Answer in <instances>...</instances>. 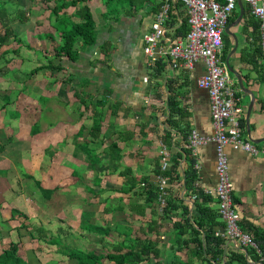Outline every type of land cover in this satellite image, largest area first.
Segmentation results:
<instances>
[{
	"label": "crops",
	"instance_id": "0c3cea01",
	"mask_svg": "<svg viewBox=\"0 0 264 264\" xmlns=\"http://www.w3.org/2000/svg\"><path fill=\"white\" fill-rule=\"evenodd\" d=\"M71 1L65 0L67 4ZM214 1L223 3L224 0ZM16 3L25 11L27 22L15 19L12 28L23 42L31 47V50L26 47L22 49V56L29 57L30 62L24 64L22 59H26L18 58L14 67L19 75H15V79L16 76L23 77V72L31 71L40 60L39 52L36 50L52 48V40L48 38V35H52L57 43L61 42L60 33L55 28L58 18L52 14L56 0H51L48 3L44 0H16ZM59 4H63V1H60ZM84 4L90 8L96 24L98 47L109 45V55L99 54L97 48L93 54L84 53L76 63L65 60L66 71L56 76L50 72L45 75L38 74L26 84L23 77L24 79L20 80L22 87L18 90L23 91L26 87L29 93L22 97L17 93L16 97L12 98L16 101V105L20 103L19 106L24 104L26 107L28 106L29 110L34 109L29 111L24 107L22 111H19L21 118L18 117L15 120L27 121L29 130L21 128L15 138H23L26 134L32 136V125L42 121L40 120L42 107L39 106V102L41 103L42 99L46 100L42 113L46 115L47 120L44 121L42 131L34 137L50 138L47 144L48 148L51 150L59 148V153L63 158L65 155H69L72 160H76L75 163L69 162L67 165L74 167V171L81 175V179L75 178L73 177L74 171H72L71 179L70 177L62 179L59 188H46L54 190V193L51 199L46 201L45 207L52 210L51 213L56 217L61 216V219L66 220L68 225L77 222L80 227L79 232L82 236L85 235V240L90 238L99 246L101 245L97 237L100 236L95 233L89 234L82 229L86 222L82 218L84 212L88 213L84 214V217L89 215L98 226L112 230L114 236H116L114 231L118 223L136 233L137 229L140 226L144 227L145 224L141 222L134 228L131 227L134 213L131 210L130 202L133 199L129 195L118 193L126 178L111 172L115 167L120 166L119 169L131 170L136 178L152 179L157 170L168 171L173 159L182 153L181 149L185 146L183 132L188 130L196 131L201 138L207 141L198 146L193 153L198 172L196 189L197 195L200 197L205 196L213 199L206 205L217 211V144L213 139L215 130L211 119L209 93L198 86V81L206 73V67L200 61L195 64L193 71H187L182 62L176 63L168 53L174 43L186 38H166L170 33L168 26L174 24L175 28L181 29L182 18L187 17L188 20L185 8L181 4L178 9H175V3L167 4L166 0H132V3L130 0H85ZM166 5L169 7L163 23L165 35L158 42L152 56L146 52L148 45L145 36L151 34L153 25L164 12ZM242 7L243 10L238 4L225 28L221 61L224 58L222 62L226 69L227 61H229L231 68L240 75L244 87L247 89L243 91L236 75L227 69L234 87L238 91L240 105L244 109L242 118L245 120L246 133L243 138L251 142L247 132V112L251 106L252 111L249 119L251 137L254 140L264 139V54L261 47L260 22L251 14L249 6L244 1H242ZM75 11V7L64 10L61 19H67L66 25L78 20L74 16ZM171 34L175 35L173 32ZM259 48H261L262 56L257 54ZM160 60L166 66L159 74L156 63ZM55 62L59 63L57 60ZM4 75L6 74L0 73L2 79H4ZM71 76L74 79L69 83ZM172 80L171 88L175 90L176 101L182 107L181 116H183L177 115L175 118L179 126L177 129H170L164 124V120L170 116L168 104L171 96L169 86ZM79 81L86 82L89 87L87 90L92 94L94 102L103 95L107 97V112L104 117L105 123L100 136L101 140L93 147L100 161L96 165L97 170L93 172L88 170L87 163L82 159L78 160L73 157V139L75 136L79 137V141L87 138L93 126V120L90 118L85 117L81 121L77 119L80 104L73 94ZM41 89L43 92L38 91ZM0 96L2 95L0 94ZM22 113L32 117L34 122L23 119ZM168 132L173 134L172 145L169 147L164 145L162 140V137ZM131 135L134 137L133 140H121V138L131 137ZM113 142L118 143L121 151L120 156L115 160H112L110 154L106 152ZM251 144L258 150V155H252L232 145L227 146L225 152L228 158L229 175L234 186L233 200L241 218L240 226L245 227L253 235L255 231L264 232V142L260 144L251 142ZM165 157L169 161L167 170L162 169ZM63 158L60 163L62 169L64 168L63 160L68 161L67 158ZM160 178L157 177L156 180H153L154 185L158 188ZM96 180H98L97 183ZM166 181L168 182L167 187H169L170 182ZM88 187H92L95 192H98L100 187L106 191L101 195L94 196L87 192ZM184 193L185 190L182 194ZM20 198L22 195H14L12 200L8 201L12 205L14 200L17 201ZM25 200L29 201V197L27 196ZM16 201L13 207L18 209L20 207L17 202L20 201ZM138 201L142 203L143 199ZM188 202L191 205V212H193V200H188ZM119 207L124 209L123 213L115 211ZM19 211L22 212V209ZM149 213L147 212V219L153 217ZM121 216L124 217L123 222H119ZM26 224L28 223L26 222ZM5 225L7 224H2L4 229ZM224 228L220 227L218 230ZM31 233L32 229L29 230L28 242L23 241L25 238H22V244L23 242L24 244L21 250L31 264H71L68 257L57 254L51 245H46L49 248L47 250L46 246L38 242V250L37 248L27 250V245L35 242L30 238ZM162 234L164 235L163 239L168 238L167 242L162 244L167 250V255L174 247L176 235L169 228L163 230ZM106 241L111 246L112 240L106 238ZM228 244L230 249H235L233 242L229 241ZM50 250L55 251L52 252L54 257L43 259L41 253ZM28 253L31 255L29 256ZM174 261L180 264L182 259ZM100 264L113 263L102 259Z\"/></svg>",
	"mask_w": 264,
	"mask_h": 264
},
{
	"label": "trees",
	"instance_id": "16d2710c",
	"mask_svg": "<svg viewBox=\"0 0 264 264\" xmlns=\"http://www.w3.org/2000/svg\"><path fill=\"white\" fill-rule=\"evenodd\" d=\"M50 1L44 0L46 3ZM60 1H63V4L60 5ZM84 2L85 0H72L67 4L65 0H56V6L52 9V14L58 18V24L55 28L60 33L61 42L57 43L52 35H48V38L52 40V48L36 50L39 52L40 60H38L31 71L22 73V76L25 78V84L38 74L45 75L47 72H50L56 76L63 73L66 71L64 67L66 61L76 63L84 53L93 54L97 48L99 49V54L109 55V45L105 44L98 47L96 24L90 8ZM130 2L132 3V0ZM174 6L175 9H178L181 4L175 3ZM69 7L76 8L74 16L78 20L73 23L71 22L70 25H66L67 19H61V15ZM25 14V11L16 3V0H0V73L9 74L10 71L7 70V65L13 64L20 57L25 58L24 55L22 56V49L24 47L31 50V47L23 42L22 38L12 28V23L15 19L27 22ZM168 27L170 33L167 34L166 38L184 39L189 31L187 17L182 18L181 29L175 28L174 24ZM172 32L175 35L171 34ZM172 35L174 36L172 37ZM257 52L258 56H262L261 48ZM25 59H22L23 63L28 64L30 62L28 60L29 57ZM56 60L59 61L58 64L55 62ZM222 61H224V58ZM156 65L158 66L157 71L159 74L162 73L166 66L161 60ZM21 79L22 77L16 76L17 82ZM73 79L74 77L71 76L69 83ZM172 82L173 80L170 81L169 86L171 93L168 104L170 116L164 120V124L170 129H177L179 126L175 118L177 115L179 117L183 116H181L182 107L176 101L177 95L174 93L175 90L171 88ZM88 88L86 82L79 81L77 87L74 89L73 96L80 104L77 119L81 121L85 117L90 118L93 120V126L87 138L79 141V137L75 136L73 139V157L78 160L82 159V161L87 163L88 170L93 172L97 170L96 165L100 161L93 147L94 144L101 140L100 136L105 123L104 117L107 112V97L103 95L94 102L92 94L87 90ZM25 90H27L26 87H24L22 92H25ZM42 102L45 103L46 100L42 99ZM15 104L16 101L11 98L10 94L2 95L0 97V112H5L10 119H17L20 115V110L10 109ZM240 123L242 133L245 135V120L241 118ZM39 132L40 125L38 121L31 127L32 137ZM190 134L191 132L188 130L183 132L185 146L181 149L182 153L173 159L170 169L164 172L160 169L157 170L152 179L136 178L131 170L119 169L120 166L115 167L111 172L112 174L126 178L123 187L118 193L129 195L133 199L130 202L131 210L134 213L132 215L131 227L134 228V226L139 225L136 222H144L145 226H140L141 228L137 229L138 233H135L130 228H125L121 223H118L121 225L117 224L114 231L116 236H114L112 230L98 226L89 215L84 217V214H88L84 212L82 218L86 221V224H83L82 229L89 234L95 233L97 236H100L97 239L100 245L104 247L105 253L99 255L94 251L79 250L75 243L79 240L73 233L70 234L68 232L71 229L70 227L67 230L61 227L57 230V234H54L52 231L46 229L44 225L26 224L29 220L27 215L13 206L11 207L9 199L2 195L3 199L0 201L1 222L10 227L12 226L11 229H7L9 230L8 234H13V237L0 252V264H31L21 252L23 245L22 238L24 236L23 230L29 232L31 229L30 238L33 241L51 245L55 248L57 254L68 257L71 264H100L102 259L113 264H179L177 261H174L178 259H182L180 264H264V232L255 231L252 235L261 254L252 247L230 249L228 240L215 236L218 228H224V223L218 213V202L217 211H215L206 205V203L213 201L211 197H200L197 195V162L189 146ZM172 136V132H168L162 137L163 143L167 147L172 145ZM133 139V135L128 138H121V140L125 141ZM8 141V143H13L14 137L10 136ZM5 150V144L0 142V155ZM106 152L110 154L112 160H115L120 156L119 153L121 151L118 143L113 142ZM115 154L118 155L116 156ZM3 172L7 174L8 171L0 170L1 174ZM22 176L35 180L32 175L23 174ZM73 177L81 179V175L76 171L73 172ZM157 177L164 178L170 182L169 187L166 189L164 205L160 204V190L153 183V180H156ZM95 182L97 183L98 180ZM35 184L41 192L43 199L45 201L50 200L54 190L44 188L39 180H35ZM13 190L15 194H10L12 195V197H9L10 200H12L14 195H19L17 189L10 185V191L14 192ZM183 190H185L184 194H182ZM105 191L102 187H100L98 192H95L92 187L87 188V192L94 196L101 195ZM139 199H143V202L140 203ZM188 200H193V212H191V205ZM115 211L123 213L124 209L119 207ZM147 212H150L149 214L153 217L147 219ZM121 221H124V217ZM167 228L171 229L176 236L174 237V247L166 255L167 250L162 245V236H164L162 233ZM242 228L247 231L245 227L242 226ZM106 238L112 240L111 246L108 245Z\"/></svg>",
	"mask_w": 264,
	"mask_h": 264
},
{
	"label": "built area",
	"instance_id": "2783aa9c",
	"mask_svg": "<svg viewBox=\"0 0 264 264\" xmlns=\"http://www.w3.org/2000/svg\"><path fill=\"white\" fill-rule=\"evenodd\" d=\"M242 1L249 6L251 14L260 22L261 47L264 54V0ZM166 2L183 5L190 28L184 40L177 41L171 46L168 52L170 57L176 63L182 62L187 71H193L195 64L200 61L206 67V73L198 81V86L208 91L210 98L211 119L215 130L213 139L217 144L218 213L225 225L224 229L215 232V236L233 242L237 249L252 247L261 254L252 234L240 226L241 218L233 200L234 186L229 175L225 152V148L232 145L252 155L259 153L251 142L243 138L240 120L244 109L240 105L238 91L221 61L225 28L238 7V0H224L223 3L214 0H166ZM168 7V5L164 6V12L153 25V31L145 36L148 45L146 52L152 56L158 42L165 35L163 23ZM206 142L196 131L191 132L189 146L193 153L198 146ZM162 165L163 170L168 169V158L163 159ZM167 183L166 179L160 178L161 205L165 204Z\"/></svg>",
	"mask_w": 264,
	"mask_h": 264
},
{
	"label": "rangeland",
	"instance_id": "374dc122",
	"mask_svg": "<svg viewBox=\"0 0 264 264\" xmlns=\"http://www.w3.org/2000/svg\"><path fill=\"white\" fill-rule=\"evenodd\" d=\"M18 62H14L13 64H10V66L7 68L10 70L9 74H6L3 76L4 79H2V76H0V94H10L11 98H15L16 94L20 97L25 96L29 93V90H25V92H21L22 90H18L22 87V83L20 81L17 82L15 79V75H19L16 71L15 64ZM23 78V77H22ZM12 87V88H11ZM13 89V90H11ZM43 92V89L38 90ZM2 97V96H0ZM20 103H17V105H13L10 107V109H17L22 111L24 107H26L24 104L19 106ZM45 103H40V107H44ZM28 107V106H27ZM28 109V108H27ZM29 110V109H28ZM28 110H26L28 112ZM30 110H34L31 108ZM29 110V111H30ZM43 110L40 111V120H42L40 125V131H42V126H44V121L47 120V117L44 113H42ZM25 120H28L29 122H34L32 117H28L27 115H24L25 113H22ZM42 115L44 118L42 119ZM21 118V114L19 115ZM43 124V125H42ZM21 125V126H20ZM28 122H19L16 121L15 118H8V116L5 114V112H0V142L5 144L6 150L5 152L0 155V170H7V174L3 172V174L0 173V201L3 199L2 195L6 196L7 199L10 200L9 196H12L15 194L14 192L10 191V185L13 186L15 189H17V192L22 195V198H20V202H17L14 200L12 202V206H14L15 201L17 204H19L18 208L19 210L22 209V212H25L24 214L28 217V224L31 225H44L46 229L49 231H52L54 234H57V230L59 228H65L67 230L68 227L71 229L68 230L70 234H74V236L79 239L80 241L75 242L77 244V248L81 251H94L98 255L101 253H105L103 250V246H99L96 242H93L90 240V238H87V241L85 240V235L82 236L79 232L80 227L77 222L73 223L72 225H68L66 220L61 219V216H55L51 213L50 209H47L45 207L46 201L43 199L41 192L37 188L35 184V180L41 181L42 185L45 188H54L60 187V183L62 179H65L66 177H70L71 179V172L74 171V167H68L67 164L76 162V160H72V157H69V155H65L64 158H67L65 160L62 156V154L59 153V148H55L57 150H51L48 148L47 144L50 138L37 136V137H30L27 134L23 136V138H15V135L21 128H25L29 130ZM10 136H13L15 138V141L13 143H8V138ZM27 136V137H26ZM36 140V143H34ZM60 146V145H59ZM32 148V150H31ZM66 150V149H65ZM58 153V154H57ZM71 155V154H70ZM62 158L63 164L62 166L65 168H60V163ZM75 166V165H74ZM23 174H28L34 176L35 180L33 179H27L26 177H23ZM6 175V176H5ZM113 191V190H111ZM110 191V193H111ZM34 192V194H33ZM108 192V191H107ZM13 193V194H12ZM12 194V195H10ZM29 197V201L25 200ZM31 197V198H30ZM31 200V202H30ZM54 213V212H53ZM120 220H123V217H119ZM23 220V219H22ZM59 220V221H58ZM26 221V220H25ZM123 222V221H120ZM3 222H1L0 218V252L1 250L8 245V243L12 240L13 234H8V229H11L10 226L5 225V229L2 226ZM136 224H140V222H137ZM123 226V225H122ZM8 228V229H7ZM23 235L25 238L23 241L28 242L29 241V232L23 231ZM168 238L163 239V242L166 243ZM33 244L27 245V250L29 249H35L38 250V241L32 242ZM40 243V242H39ZM24 244V242H23ZM43 246L49 245L46 243H42ZM30 246V247H29ZM102 247V248H101ZM47 248V246H46ZM49 250V248H47ZM31 251V250H30ZM53 250H50L48 252H42L41 257L43 259L48 257H54ZM24 253V249H23ZM30 256L31 254L28 253ZM68 264V263H67Z\"/></svg>",
	"mask_w": 264,
	"mask_h": 264
},
{
	"label": "water",
	"instance_id": "95a60500",
	"mask_svg": "<svg viewBox=\"0 0 264 264\" xmlns=\"http://www.w3.org/2000/svg\"><path fill=\"white\" fill-rule=\"evenodd\" d=\"M238 4H239V7L241 10H243V7H242V0H238ZM227 69L229 72H231L232 74H235L237 79H238V83H239V86L243 89V91H246L247 89L244 87V84H243V81H242V78L240 77L239 74H237L236 72H234V70L231 68L230 64H229V61H227ZM253 96H252V103H253ZM251 111H252V106L248 109V112H247V132L249 134V139L252 143L254 144H260L262 142H264V139H260V140H254L252 139L251 137V130H250V126H249V119H250V114H251Z\"/></svg>",
	"mask_w": 264,
	"mask_h": 264
}]
</instances>
